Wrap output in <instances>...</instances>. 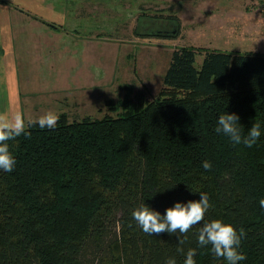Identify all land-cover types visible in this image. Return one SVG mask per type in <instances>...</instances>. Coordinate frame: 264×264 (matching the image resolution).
<instances>
[{
    "label": "trees",
    "instance_id": "1",
    "mask_svg": "<svg viewBox=\"0 0 264 264\" xmlns=\"http://www.w3.org/2000/svg\"><path fill=\"white\" fill-rule=\"evenodd\" d=\"M155 18L169 22L159 32L151 27V37L179 36V17ZM197 54L176 47L158 94L110 101L117 115L77 119L63 111L54 128L28 120L31 135L8 141L16 165L0 170V264H164L169 256L183 264L189 247L196 264H228L197 243L200 224L179 234L181 245L176 234L145 233L131 216L138 203L163 212L199 191L211 205L204 219L243 230L239 264H264V53L206 49L200 66ZM226 111L240 116L245 134L261 123L255 144L215 131Z\"/></svg>",
    "mask_w": 264,
    "mask_h": 264
},
{
    "label": "rangeland",
    "instance_id": "2",
    "mask_svg": "<svg viewBox=\"0 0 264 264\" xmlns=\"http://www.w3.org/2000/svg\"><path fill=\"white\" fill-rule=\"evenodd\" d=\"M18 1L25 4L12 2L0 9L8 21L16 22L15 12L30 16L34 10L28 2L41 4L42 0ZM44 3H49V7L38 10L37 14L43 17L42 14L49 15L53 11L51 19L60 26L59 35L51 37L49 34V37L57 39L60 54L66 52L71 60H83L84 68L89 67L90 71L87 70L88 77L82 78H87L89 83L66 91L47 89L49 92L41 93L47 86L43 81L62 70L57 68L50 74L49 53L53 51L54 41L49 45L51 51L46 46L45 60L36 66L32 60L34 51L27 49L28 52L23 53L19 45L16 47L17 41H26L29 37L18 35L14 44L20 71L18 97L22 104L17 103L24 110L25 123L49 110L57 114L68 111L71 118L77 116V119L88 115H117L110 108V101L117 102L127 93L133 95L140 90L149 98L155 97L176 47L196 48L198 66L203 62L206 49L264 53V0H44ZM170 15L180 19L179 36L151 37L148 33L151 27H154L152 32H159V28L169 22L155 17ZM174 27L173 23L168 24L170 30ZM32 29L37 30V27ZM28 79L32 82L29 85L25 82ZM127 84L134 86L131 92ZM4 99L7 103L14 96H4Z\"/></svg>",
    "mask_w": 264,
    "mask_h": 264
},
{
    "label": "clouds",
    "instance_id": "3",
    "mask_svg": "<svg viewBox=\"0 0 264 264\" xmlns=\"http://www.w3.org/2000/svg\"><path fill=\"white\" fill-rule=\"evenodd\" d=\"M58 118L55 111L49 110L29 120V124L38 123L42 129L54 128ZM240 124V116L237 113L226 111L219 114L215 131L227 135L234 144L243 143L250 147L262 135V125L259 121L252 123L245 134ZM22 133L25 136L31 135L25 127L24 116L21 112L17 111L12 115L0 114V170L11 172L15 167L16 157L10 150L8 141ZM201 163L204 169L212 168V163L208 159ZM258 203L261 208H264V197H261ZM210 206L209 194L199 191V198H190L186 201L178 199L167 206L163 212L149 203H138L131 210V216L145 233L156 234L167 231L170 234H176L181 245L186 237L179 234L187 233L192 225L200 224L196 237L197 243L200 246L210 244V250L217 257H223L228 264H239L240 261L246 259L244 252L240 250L243 230H238L231 222H226L221 218L204 219ZM177 250L184 251L182 247H178ZM196 251L195 247H189L185 252L183 264H196ZM164 264H177V259L175 256H169Z\"/></svg>",
    "mask_w": 264,
    "mask_h": 264
},
{
    "label": "crops",
    "instance_id": "4",
    "mask_svg": "<svg viewBox=\"0 0 264 264\" xmlns=\"http://www.w3.org/2000/svg\"><path fill=\"white\" fill-rule=\"evenodd\" d=\"M12 2L21 5L25 4V2H19L18 0ZM12 2L0 0V9L7 8L9 4H13ZM28 4L32 6L31 8L34 10L33 13H29V16L26 13L24 14V12H15L13 14L16 19L15 23L13 22L14 19L13 21H8L5 19V16L7 15L2 16L3 14L0 13V99L4 100L3 103L0 101V114L7 113L12 115L13 112L15 113L19 111L24 115L23 108L19 107L17 103L19 101L20 104H22V99L18 97V91L20 89V71L17 67L19 64L17 57L18 53L16 52L17 45H19V48L23 53L28 52L29 49H31V53L34 51L32 60L35 61L36 66H39L40 63L45 60L43 53H48L46 46L50 47L51 42L54 41L52 46L53 51H51V47L49 48L51 51L49 54L52 60L50 63L52 70L50 74L55 72L57 68L62 70L59 73L56 72L54 76L46 82L45 80L43 81L47 86L43 87L41 93L49 92L47 89L66 91L78 88L84 83H89L86 82L88 81L87 78L84 79L87 75V70L90 71L89 67L84 68L85 66L82 59L75 58L71 60L70 55H66V52L60 54L58 44L55 43L57 42V39L51 38L53 36L57 37L55 35H59V31L57 30L60 29V26L54 24L56 21L51 19L53 11L52 13H49V15L42 14L43 17L37 14L39 13L38 10L43 11L47 9L49 3L45 4L44 0H42L41 4H35L33 1L28 2ZM50 24H54L55 26ZM33 26H36L37 30H33ZM49 34L52 36L49 37ZM18 35H27L29 39L19 43L17 41L15 47L14 43L15 39L17 40ZM28 46H30V48H28ZM20 55L21 54H19V56ZM58 62H60V64H58ZM25 82H27V85L32 83L29 79ZM10 95H13L14 99H9V101L5 103L4 96L9 98ZM25 95L30 96L28 94Z\"/></svg>",
    "mask_w": 264,
    "mask_h": 264
},
{
    "label": "water",
    "instance_id": "5",
    "mask_svg": "<svg viewBox=\"0 0 264 264\" xmlns=\"http://www.w3.org/2000/svg\"><path fill=\"white\" fill-rule=\"evenodd\" d=\"M173 32H174V34H176L177 33V29L173 30Z\"/></svg>",
    "mask_w": 264,
    "mask_h": 264
}]
</instances>
